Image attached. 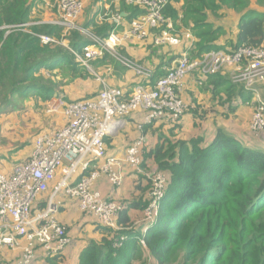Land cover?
<instances>
[{
	"label": "trees",
	"instance_id": "trees-1",
	"mask_svg": "<svg viewBox=\"0 0 264 264\" xmlns=\"http://www.w3.org/2000/svg\"><path fill=\"white\" fill-rule=\"evenodd\" d=\"M179 1L169 0L165 9V15L174 21L179 20V13L172 3ZM251 1L264 8V0H184L182 22L198 39L192 57L200 59L210 52L230 53L243 45H264V12L250 9ZM36 2L0 0V108L4 111L15 108L21 114L25 110L18 107L16 98L26 104L32 97L42 101L45 114L49 100L64 86L94 77L69 50L82 52L89 44L79 31L64 37L61 27L39 23V19L26 30L15 28L32 23ZM122 8L129 13V22L144 13L124 3ZM232 12L240 14L235 39L228 37ZM80 27L100 37H107L114 29V25L95 24L94 20ZM42 35L63 41L66 47L62 43L42 44ZM113 59L107 55L92 65L97 69L108 65L124 69ZM206 82L205 88L211 91L212 98L228 106V115L235 111L237 101L244 105L253 99L242 85L233 83L228 72L208 77ZM99 92L74 101L94 99ZM126 92L130 96L133 90ZM178 125L166 134L152 125L143 127L145 134L151 131L160 137L155 147L143 148L139 183L145 180L146 187L142 190L138 186L135 192L139 194L129 201L108 200L122 206L117 229L104 227L98 220V230L104 237L88 242L79 264H147L145 258L153 264H264V151L244 145L223 129L209 144L201 137L182 140L174 132ZM152 167L167 176V185L157 220L145 232V212L152 203L153 188L146 174ZM46 194L39 200H44V206L35 210L46 208L50 193ZM131 210L138 215L131 216ZM141 212L142 221L135 223ZM65 227L70 238L69 228ZM64 252L42 256L56 260Z\"/></svg>",
	"mask_w": 264,
	"mask_h": 264
},
{
	"label": "built area",
	"instance_id": "built-area-1",
	"mask_svg": "<svg viewBox=\"0 0 264 264\" xmlns=\"http://www.w3.org/2000/svg\"><path fill=\"white\" fill-rule=\"evenodd\" d=\"M55 1L58 13L55 25L61 27L65 35L77 30L88 39L89 44L82 52L69 50L77 62L96 76L101 90L90 100L68 102L58 96L49 102L46 114L62 115L65 125L52 134L39 135L34 140L29 159L18 165L12 174L0 173V248L18 249L21 240L26 241L15 264H34L39 250L42 255L56 256L69 247L71 239L66 234V227L57 219L61 193L75 199L80 211L96 217L104 227L117 229L122 206L93 190V184L105 174L113 187H119L124 181L126 166L141 170L146 141L143 137L138 138L127 149L124 160H119L108 156L105 140L123 129L126 118L139 111L145 114V125L179 124L187 109L180 95L181 87L189 76L197 77L202 84L208 77L229 71L233 83L242 85L253 95L255 107L251 131L264 143V100L259 91L264 85V45H243L230 53L210 52L194 59L188 53L196 42L192 33L179 35L171 18L165 15L169 0H112V4L124 3L144 13L130 22L124 33L120 32V17L107 14L114 23V29L107 37L96 36L79 26L84 0ZM29 26L15 28L25 30ZM149 37H153L156 47L188 46V51L180 55L176 65L158 80H153L152 69L122 55L119 49L128 38L142 41ZM40 39L44 45L62 43L66 47L63 41L51 36L42 35ZM107 55L139 79L130 96L124 89L110 86L95 74L92 63ZM87 172L89 175H83ZM146 175L153 188L152 203L145 212V232L157 220L167 185V176L156 167ZM51 188L46 208L35 210L37 202ZM141 244L145 247L144 240Z\"/></svg>",
	"mask_w": 264,
	"mask_h": 264
},
{
	"label": "crops",
	"instance_id": "crops-1",
	"mask_svg": "<svg viewBox=\"0 0 264 264\" xmlns=\"http://www.w3.org/2000/svg\"><path fill=\"white\" fill-rule=\"evenodd\" d=\"M55 2V0H37L33 11L32 23L27 25L33 26L34 24H37L35 23L37 21L35 19H39V23L42 24H55L58 20ZM172 6L179 13V20L174 21L171 18L174 30L181 36L185 32H191L197 42L198 39L192 30L189 27H185L182 22L184 0L173 2ZM249 8L259 12H264V8H260L255 1H251ZM107 14H116L120 17L121 33H124L129 29L130 22L127 20L129 13L123 10L122 4H112V0H84V13L81 17L80 24L82 25L85 22L88 23L94 20L95 24L108 23L110 25H114L113 21L107 17ZM229 19L230 24L233 26L234 34L233 37H228L235 39L238 34L237 24L240 19V14L232 12L230 13ZM119 49L124 52L127 57L135 60L145 67L152 69L155 73V80H157L158 78L163 77L169 69L176 65V61L180 55L184 51H188V46L156 47L153 42V37H149L142 41L128 38L123 42ZM191 49L192 50L189 49L190 51H188L190 55H192V52L195 50V46ZM102 67V69H97L93 66L94 72L97 76H99L98 74H107L106 82H108L110 86H120L121 88H124L125 91H131V88L135 87L139 82V79L131 70H127L125 68L118 70L112 65ZM114 70L116 72H114ZM121 74H125V76H122ZM76 84H79L80 87L76 86ZM206 84L207 82L200 84L198 82V78L192 76H189L184 80L180 95L186 105V108V100H188V97L193 92L204 93L203 98H206L208 103L217 102L218 105L205 110L203 120L198 118L196 114H193L192 111H188L181 119L179 125L177 124V130L174 131L177 132L176 134H178V138L188 141L193 138L201 137L205 144H209L214 140L217 131L219 129H223L233 137L240 140L244 145L264 151V143L251 131L255 107L254 101L251 104L247 103L248 105H237L238 107L234 103V107H236V109L233 113L228 115L229 111L227 112V110H224L225 107L219 103L218 99L214 100L212 98L211 91L205 88ZM90 88H95V90L90 91ZM99 89H101V84L97 81L96 76H94L93 80L74 82L73 84L64 86L62 91L57 92V94L49 101L53 102L58 96L64 97L69 101L79 100L83 99V96L88 94L93 95L94 93H97ZM259 89L264 100V85L260 86ZM192 96L193 99L199 101L198 94H192ZM25 105L27 106L25 111H22L19 116L15 113L3 115H9L8 117L11 119V127L5 130L7 133L5 136L11 141L9 143L12 146L15 143H27V146L17 153L13 152L14 148L6 151L0 150V153L4 155L0 160V173L12 174L15 168L22 162L26 161L32 154L33 143L37 135L52 134L56 131V129L58 130L62 128L66 123V120L62 115H45L43 112L44 104L39 98H31ZM239 106L243 107L240 108ZM37 113L40 115L36 116ZM144 116L145 114L140 112L132 118H126L123 129L106 139L105 143H109L106 145L108 156H114L119 160H124L130 144L138 137L145 138L147 149L155 147L158 144L160 139L159 133L157 135L149 131V133L145 134L142 131L143 127L150 126L144 124ZM12 117L14 119H12ZM22 117L23 122L22 124H19ZM57 119L58 121H55ZM29 120H33L34 122L32 128H29L28 126ZM54 122L57 124L52 130L51 127H53L52 124ZM152 126L153 129L163 130L164 134L174 128L164 122L155 123L152 124ZM8 151L12 152V155L8 156L6 154ZM102 163L103 162H101L100 165H102ZM123 173L124 181L121 186L113 187L109 182L108 176L102 174L94 182L93 190L100 192L107 200L124 202L131 200L133 195L139 194V191L135 192L137 187L140 186L143 190L146 187V182L143 180L139 183V174L141 173V170H136L126 166ZM57 179H60L59 174ZM49 193L46 195L49 196ZM58 199L61 202V211L57 215V219L62 225L69 228L71 243L61 258L56 260L53 258L48 260L43 259L44 257L41 254L42 250H39L38 257L40 256V258L35 264H79L80 255L87 246L88 242L92 240L100 241L104 237L103 232L100 233L98 230L101 224L98 223L96 217L84 215L79 210L77 203L73 199L66 196L65 193H61ZM43 202L44 200L37 202L35 208H42L44 206L42 204ZM130 212L131 216L138 215L135 210H131ZM140 216L141 217H138L135 223H140L142 221L144 213L141 212ZM25 242L26 241L22 239L19 248L14 250L9 248H0V263L15 264L21 256L22 246H24Z\"/></svg>",
	"mask_w": 264,
	"mask_h": 264
},
{
	"label": "rangeland",
	"instance_id": "rangeland-1",
	"mask_svg": "<svg viewBox=\"0 0 264 264\" xmlns=\"http://www.w3.org/2000/svg\"><path fill=\"white\" fill-rule=\"evenodd\" d=\"M226 22H228V21H226ZM31 24V23H30ZM228 25H229V28H230V33L228 34V36L229 37H233V34H234V32H233V26L230 24V22L228 23ZM79 26H80V23H79ZM91 33V32H90ZM68 34H70V33H67L66 35L64 34L63 36L65 37V36H67ZM93 34V33H92ZM85 38V37H84ZM86 40H88L87 38H85ZM62 42V41H61ZM195 46V45H194ZM192 56V55H191ZM114 60V59H113ZM117 63V62H116ZM115 69V68H114ZM118 71V70H117ZM114 72H116L115 70H114ZM119 72V71H118ZM227 72H229V71H227ZM230 73V72H229ZM228 73V74H229ZM99 76H101V78L106 82L107 80H106V77H107V74H105V75H100V74H98ZM122 76H125V74H121ZM230 75V74H229ZM199 82V81H198ZM204 82H206V79H204V80H202V83H204ZM108 83V82H107ZM109 84V83H108ZM76 86H79V84H76ZM80 87V86H79ZM117 88H121L120 86H118ZM121 89H124V88H121ZM132 90L134 89V87H132L131 88ZM93 90H95V88H90V91H93ZM98 91H100V89L98 90ZM260 91V90H259ZM261 93V92H260ZM94 94H96V93H94ZM93 94V95H94ZM192 94H198V99H199V101L198 100H196V99H193V96H192ZM84 95V94H83ZM93 95H90V94H88V95H86V96H83L84 98H87V97H91V96H93ZM203 95H204V93L202 94V93H199V92H193V93H191L190 94V96L188 97V100H186V103H187V109H186V112H185V114L188 112V111H192V112H194V111H196V115L198 116V118H200V119H204V112H205V110H207V109H209V108H213V107H215L216 105H218V103L217 102H213V103H208L207 102V100H206V98H203ZM262 96V95H261ZM32 98V97H31ZM31 98H29L28 100H30ZM191 98V99H190ZM195 101V102H194ZM17 104H18V107L19 106H22V107H24V110H25V108L27 107L26 105H25V102H23V101H21L20 102V100L18 99V98H16V101H15ZM253 102V99L251 100V102H249L248 104H251ZM236 106L237 105H242L241 104V101H237L236 103ZM248 104H246V105H248ZM245 105V106H246ZM225 107V111L226 110H228V106L227 105H225L224 106ZM240 108L241 107H243V106H239ZM46 108H47V106H46ZM40 109H41V107H40ZM46 110V109H45ZM20 111L19 110H15V108L14 109H8V110H6V111H4V110H2L1 108H0V150H2V151H6V150H10L11 148H14V150H16V153L17 152H19L20 150H22L24 147H26L27 146V143H19V144H17V143H15L13 146L9 143V142H11L10 140H8V138L5 136V134H7L6 133V131L5 130H7L8 128H10L11 127V119L8 117V116H3V115H5V114H9V113H15V114H17L18 116L20 115V114H18ZM226 114V113H225ZM40 114H38L37 113V115L36 116H39ZM45 115H47L46 114V112H45ZM48 116V115H47ZM12 119H14L13 117H12ZM15 121V120H14ZM55 121H58V119L57 120H55ZM22 122H23V117L20 119V122H19V124H22ZM16 123V122H15ZM34 124V122H33V120H29L28 121V126H29V128H32V125ZM57 123L56 122H54L53 124H52V126L53 127H51V129L53 130L54 129V126L56 125ZM57 130V129H56ZM177 133V132H176ZM11 135V134H10ZM17 144V145H16ZM16 145V146H15ZM15 146V147H14ZM8 156H10V155H12V152H10V151H8L7 153H6ZM3 154H1L0 153V160L3 158ZM145 260H147V264H153V261L152 260H149V258H145ZM142 262H137V264H141Z\"/></svg>",
	"mask_w": 264,
	"mask_h": 264
}]
</instances>
